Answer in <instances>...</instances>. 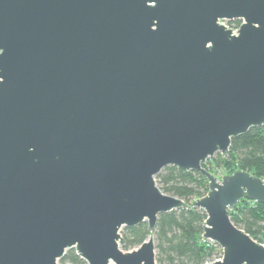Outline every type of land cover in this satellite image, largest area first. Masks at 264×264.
I'll list each match as a JSON object with an SVG mask.
<instances>
[{
  "label": "water",
  "instance_id": "95a60500",
  "mask_svg": "<svg viewBox=\"0 0 264 264\" xmlns=\"http://www.w3.org/2000/svg\"><path fill=\"white\" fill-rule=\"evenodd\" d=\"M263 125L264 0H0V264H158L122 229L190 207L223 252L205 264H264L231 219L264 179L203 167ZM167 166L207 195L164 193Z\"/></svg>",
  "mask_w": 264,
  "mask_h": 264
},
{
  "label": "trees",
  "instance_id": "16d2710c",
  "mask_svg": "<svg viewBox=\"0 0 264 264\" xmlns=\"http://www.w3.org/2000/svg\"><path fill=\"white\" fill-rule=\"evenodd\" d=\"M230 25H241L240 20ZM203 167L210 173L230 175L237 170L249 171L264 179V125L251 128L247 133L232 138L229 151L217 153ZM218 177V176H217ZM160 189L186 203L207 195L209 179L196 171H184L167 166L156 175ZM232 221L255 240L264 243V204L248 199L231 212ZM207 214L200 208H183L158 216L156 230L151 233L147 222L121 231L124 251L139 247L150 235L154 236L158 264H205L223 257L221 248L203 237ZM59 264H87L76 250L71 248L59 260Z\"/></svg>",
  "mask_w": 264,
  "mask_h": 264
},
{
  "label": "rangeland",
  "instance_id": "374dc122",
  "mask_svg": "<svg viewBox=\"0 0 264 264\" xmlns=\"http://www.w3.org/2000/svg\"><path fill=\"white\" fill-rule=\"evenodd\" d=\"M224 24H225L226 26H228L229 28H236V26H237V25H230V23H229L228 21H224ZM214 157H215V156H214ZM211 159H212V158H211ZM208 160H210V159H208ZM222 175H223V174H221V172L219 171L217 176H218L219 179H221ZM221 250H222V249H221ZM222 254H223V253H222ZM58 264H59V263H58Z\"/></svg>",
  "mask_w": 264,
  "mask_h": 264
},
{
  "label": "built area",
  "instance_id": "2783aa9c",
  "mask_svg": "<svg viewBox=\"0 0 264 264\" xmlns=\"http://www.w3.org/2000/svg\"><path fill=\"white\" fill-rule=\"evenodd\" d=\"M241 24H242V21H241ZM239 27H240V25L239 26H236V28H231V29H233L234 31H237L238 29H239ZM211 241V240H210ZM211 242H213V241H211ZM213 243H215V242H213ZM223 253V252H222ZM222 259V258H221ZM221 259H216V260H221Z\"/></svg>",
  "mask_w": 264,
  "mask_h": 264
}]
</instances>
